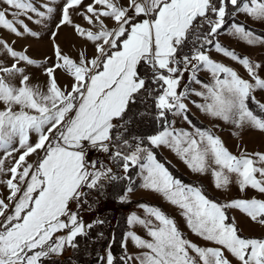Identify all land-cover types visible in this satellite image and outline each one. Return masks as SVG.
<instances>
[{
  "label": "snow or ice",
  "instance_id": "6c2138e0",
  "mask_svg": "<svg viewBox=\"0 0 264 264\" xmlns=\"http://www.w3.org/2000/svg\"><path fill=\"white\" fill-rule=\"evenodd\" d=\"M82 5L84 0H0V29L17 38L25 33L39 38L25 20L45 26L52 21V41L66 26L83 41L75 57L54 43L52 55L38 61L27 47L18 50L0 36V185L8 190L0 198V264H46L68 248L78 249L77 237L105 223L86 226L78 209L109 187L119 188L121 204L129 203L137 188L159 194L179 209L194 236L216 247L194 243L175 218L141 203L143 216L126 217L121 254H113V237L98 264H232L225 251L236 264H264V235L245 237L228 213L237 210L247 223L264 227V153H231L219 136L189 119L188 107L190 101L236 129L264 133V102L255 95L264 92L258 74L264 65L218 39L227 28L248 46L264 45V36L237 21L242 14L264 23V0H91ZM211 51L240 64L251 80L214 61ZM37 71L46 77L43 83L34 82ZM202 72L209 81L200 78ZM60 75L67 77L63 86ZM149 101L158 131L145 137L134 123L143 115L139 105L147 111ZM176 117L190 130L177 129ZM161 147L192 173H211L217 190L235 183L241 194L256 195L225 203L210 199L201 186L184 183L157 159L154 150ZM92 151L105 159H90ZM137 226L147 239L132 230ZM129 241L137 253L128 252Z\"/></svg>",
  "mask_w": 264,
  "mask_h": 264
},
{
  "label": "rangeland",
  "instance_id": "374dc122",
  "mask_svg": "<svg viewBox=\"0 0 264 264\" xmlns=\"http://www.w3.org/2000/svg\"><path fill=\"white\" fill-rule=\"evenodd\" d=\"M33 2H36V0H33ZM56 2L59 3V0H56ZM89 3H91V0H84V5H87ZM84 5H82L81 8H83ZM8 18L12 19V17H8ZM238 18L243 22H245L246 24L250 25V27L252 26L264 31V23H254L251 19L247 18L242 14L239 15ZM21 19L24 18L21 17ZM74 20L76 23L80 24L81 26L87 27L86 23L80 17L75 16ZM25 23H27L33 31H37L39 33V38H32L28 36L27 33H25L24 37L17 38L2 29H0V36H3V38L6 39L9 43H15V46L18 50L23 47H27L28 54L31 57L37 59L38 61H42L45 57L52 55V46L54 43H58L60 47L63 49V51L72 57L76 56L77 51L81 48L83 44V41L77 39L73 30L67 26L62 28L59 32V35L56 37V40L52 41L49 38V29L54 27V23L52 21H46L45 23L47 26L36 25L27 20H25ZM218 39L223 46L234 50L237 53V55L240 56L247 55L250 58L251 62L253 63L259 62L261 65H264V45L248 46L246 43H242L238 39L229 35V30H226L225 32L221 33ZM209 54L214 61L221 62L224 65L233 68L245 80H251L247 71L240 64L232 61L229 58L224 57L221 54L216 53L215 51H211ZM258 74L261 78H264V67H261L258 70ZM187 78L188 76L187 74H185V80H187ZM200 78L206 82L210 80V76L205 72L200 73ZM45 80L46 77L40 75V73L37 71L34 77V82L39 81L40 83H43ZM58 80L61 86H63L64 83L67 81V77L60 75L58 76ZM195 87L199 90V86H195ZM255 95L259 101L264 102V92H257L255 93ZM190 100H195L197 103H203V101L200 98L195 96H192ZM188 107L190 111L200 120V122L207 124V126H209V130L214 132L215 135L219 136L224 141L226 147L231 153L235 155H240L242 151H246L247 153H264V133L251 129H236L234 126L230 124L224 123L223 121L216 120L205 115L200 110H198L190 101H188ZM174 119L176 120L175 127L177 129H189V125L185 123L182 119L178 117ZM159 150L163 152L162 154H164L168 158V160H170L173 164H176V166L182 172L187 174L189 179L191 178L194 180H199L201 182H204L211 191V193L215 195L217 198L221 199L222 202L224 203L238 197L247 198L256 195L251 190H248L246 193L241 194L238 191V188L235 185V183H233L229 189L217 190L214 187L213 177L211 173L204 175L194 174L172 151L164 147L159 148ZM34 159H35L34 156L29 157L30 161ZM234 179L235 177H233V180ZM7 196H8V190L4 185H0V198H6ZM129 200L130 201L134 200V202L130 204L129 209L125 210L126 217L133 212L143 216V211L137 207L138 204L147 203L150 205H155L161 208L169 216L175 218L178 227L183 232L184 236L187 237L189 240L201 246L216 247V245L207 244L206 242L200 240L198 237L194 236L187 228L183 218L180 216L179 209L167 203L159 194L137 188L132 194H129ZM7 202L8 201L6 200V203ZM72 206L75 207L76 205L73 204ZM93 208L95 210L94 219H97L95 213L97 210L100 215V211L102 208L101 201H97L94 204ZM10 210L11 208H9L8 211ZM229 211L231 213V216H235L240 226L243 227L244 231L242 235H244L245 237H259L264 235V227H261L256 224L247 223L243 218V216L237 210L230 209ZM81 219L86 226L89 224H93V222L95 221L91 216V214L86 211L83 212ZM132 230L135 231L137 234H139L141 237L145 239L148 238L145 235V230L142 227L137 226ZM108 240L106 242V246L111 241V238H109ZM71 251H72L71 248L66 249L62 256H66ZM103 251L104 253L102 256H106V251L105 250ZM137 251L138 250L135 247H133L132 243L129 241L128 252L130 254H135L137 253ZM225 255L228 256L230 260H232V264H236L235 260L227 253V251H225Z\"/></svg>",
  "mask_w": 264,
  "mask_h": 264
},
{
  "label": "trees",
  "instance_id": "16d2710c",
  "mask_svg": "<svg viewBox=\"0 0 264 264\" xmlns=\"http://www.w3.org/2000/svg\"><path fill=\"white\" fill-rule=\"evenodd\" d=\"M237 21L244 23L247 27L253 29L257 34L264 36L263 30L252 26L250 27V25L246 24L238 17ZM226 30L222 31L221 33L225 32ZM148 104L149 107L147 111H145L143 104L139 105L138 110L143 113V115L137 117L136 122L134 123L136 133L144 135L145 137L158 131V127L152 118L151 102L149 101ZM250 107L255 108V105L250 103ZM133 110L136 111L137 109L134 107ZM189 119H191L196 126L209 129V126L203 122H200V120L191 112H189ZM154 151L156 152L157 159L163 163L176 178L181 179L186 184L201 186L205 194L210 199L219 203H224L221 199L217 198L211 193L204 182L191 178L189 179L187 175L182 173L177 167H175L174 164L169 162L166 157L161 154L159 149H155ZM115 170L119 172V169ZM119 192V188L113 189L112 187H109L103 196H98L96 193H93V195L89 196L88 204L83 205L82 210L87 209L88 211H92L94 213V204L97 201H101L102 208L100 211V216L101 219L105 221V223L96 224V230L91 231L87 236L79 239L77 241L79 248L72 251L73 254L71 257L52 259L50 262H46V264H98V257H102V250H104L106 247L107 240L111 238L112 241L113 237H115V243L112 244V251L114 256L118 257L121 254V238L124 232L127 230L125 210L129 209L130 204L134 202L130 201L129 203L124 204L118 203L116 198L119 195ZM89 205H91V207H89ZM228 213L231 216L229 210ZM101 233L103 235H100Z\"/></svg>",
  "mask_w": 264,
  "mask_h": 264
},
{
  "label": "crops",
  "instance_id": "0c3cea01",
  "mask_svg": "<svg viewBox=\"0 0 264 264\" xmlns=\"http://www.w3.org/2000/svg\"><path fill=\"white\" fill-rule=\"evenodd\" d=\"M191 99V98H190ZM191 112V111H190ZM192 113V112H191ZM193 114V113H192ZM174 119V118H173ZM207 125V124H206ZM161 151V150H160ZM93 153H96V152H94V151H92V152H90L89 153V158L91 159L92 158V155H93ZM163 152L161 151V154H162ZM164 155V154H163ZM165 156V155H164ZM166 157V156H165ZM166 159L168 160V158L166 157ZM169 162H171L170 160H168ZM172 163V162H171ZM173 164V163H172ZM175 165V167H177L176 166V164H174ZM178 168V167H177ZM179 169V168H178ZM180 170V169H179ZM181 171V170H180ZM182 172V171H181ZM182 173H184V172H182ZM185 174V173H184ZM185 175H187V174H185ZM138 182V181H137ZM139 183V182H138ZM134 201V200H133ZM73 207V206H72ZM73 209L74 210H77L76 209V206L75 207H73ZM88 212V213H90L91 214V216L93 217V219H94V213L92 212V211H88L87 209H84V210H82V207L81 208H79L78 209V212H79V217L81 218L82 217V215H83V212ZM95 221L97 220V219H94ZM96 228H97V226L95 225L94 227H92L91 228V230H89L88 231V234L91 232V231H93V230H96ZM82 237H78V239H77V241L79 240V239H81ZM109 241V240H108ZM111 242V241H110ZM109 242V243H110ZM109 243H108V245H109ZM107 245V246H108ZM107 246L104 248V250L107 248ZM72 251H73V249H72ZM72 251L69 253V254H67L66 256H59V257H53L52 259H63V258H68V257H71V255L73 254L72 253ZM103 251V250H102ZM103 253H104V251H103ZM103 255V254H102Z\"/></svg>",
  "mask_w": 264,
  "mask_h": 264
},
{
  "label": "built area",
  "instance_id": "2783aa9c",
  "mask_svg": "<svg viewBox=\"0 0 264 264\" xmlns=\"http://www.w3.org/2000/svg\"><path fill=\"white\" fill-rule=\"evenodd\" d=\"M97 158L102 159V160L105 159L103 154H101V153H93L91 159H97ZM95 215H96L97 220H102L97 210H96Z\"/></svg>",
  "mask_w": 264,
  "mask_h": 264
}]
</instances>
